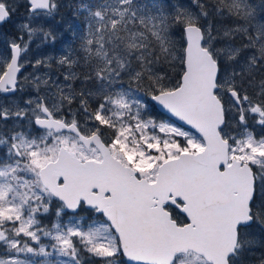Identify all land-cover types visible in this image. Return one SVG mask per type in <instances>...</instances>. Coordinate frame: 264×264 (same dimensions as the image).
Segmentation results:
<instances>
[{
  "label": "snow or ice",
  "instance_id": "obj_1",
  "mask_svg": "<svg viewBox=\"0 0 264 264\" xmlns=\"http://www.w3.org/2000/svg\"><path fill=\"white\" fill-rule=\"evenodd\" d=\"M0 264H264V0H0Z\"/></svg>",
  "mask_w": 264,
  "mask_h": 264
},
{
  "label": "rangeland",
  "instance_id": "obj_2",
  "mask_svg": "<svg viewBox=\"0 0 264 264\" xmlns=\"http://www.w3.org/2000/svg\"><path fill=\"white\" fill-rule=\"evenodd\" d=\"M21 12H23V10L21 9ZM19 18V14L17 15V17H16V19H18ZM33 49H35V45H33ZM32 69L31 68H29V71H31ZM61 79H62V77H61ZM44 243H48V241L47 240H45L44 241Z\"/></svg>",
  "mask_w": 264,
  "mask_h": 264
},
{
  "label": "trees",
  "instance_id": "obj_3",
  "mask_svg": "<svg viewBox=\"0 0 264 264\" xmlns=\"http://www.w3.org/2000/svg\"><path fill=\"white\" fill-rule=\"evenodd\" d=\"M65 10H62V12H64ZM69 19H72L71 17H68ZM78 22V21H77ZM61 31H63L64 29L63 28H61L60 29ZM62 39H63V37H62Z\"/></svg>",
  "mask_w": 264,
  "mask_h": 264
}]
</instances>
